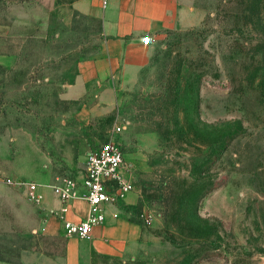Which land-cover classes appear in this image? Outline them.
<instances>
[{"label":"rangeland","instance_id":"374dc122","mask_svg":"<svg viewBox=\"0 0 264 264\" xmlns=\"http://www.w3.org/2000/svg\"><path fill=\"white\" fill-rule=\"evenodd\" d=\"M80 1L0 0V264L60 252L28 185L79 184L109 141L139 194L134 264H264V0H187L200 24L152 39L106 110L80 79L104 53Z\"/></svg>","mask_w":264,"mask_h":264},{"label":"crops","instance_id":"0c3cea01","mask_svg":"<svg viewBox=\"0 0 264 264\" xmlns=\"http://www.w3.org/2000/svg\"><path fill=\"white\" fill-rule=\"evenodd\" d=\"M79 4L86 17L99 22L104 39L103 55L80 65V79L86 85L104 86L98 97L104 106L111 99L115 82L127 80L146 66L150 44L142 42L144 36L152 40L161 32L186 31L200 24L197 9L187 0H105V6L102 0H81ZM82 192L79 188L78 193ZM43 195L37 233L60 244L61 250L36 252L30 264H134L147 259L148 244L135 213L139 194L132 188L118 203L104 205L103 224L91 227L86 239L65 236L62 220L49 214L59 209V200L52 192L48 198ZM88 214L87 202L75 198L63 218L78 223ZM142 217H147L145 212Z\"/></svg>","mask_w":264,"mask_h":264},{"label":"built area","instance_id":"2783aa9c","mask_svg":"<svg viewBox=\"0 0 264 264\" xmlns=\"http://www.w3.org/2000/svg\"><path fill=\"white\" fill-rule=\"evenodd\" d=\"M105 6V0H102ZM149 36H144L142 42L149 44ZM125 127H114L115 134H121ZM126 163L121 146L109 141L95 151L86 155L84 170L80 183L64 180L60 185L53 187L52 193L59 200L60 207L49 214L62 220L66 237L86 239L91 227L100 226L104 222V205L118 203L131 190L129 179L124 174ZM81 187L83 192L78 193ZM30 199L37 205L44 200V195L35 184H29ZM75 198H82L89 206V214L85 220L78 223L66 221L63 217L69 210V204ZM145 219H148L147 217Z\"/></svg>","mask_w":264,"mask_h":264},{"label":"trees","instance_id":"16d2710c","mask_svg":"<svg viewBox=\"0 0 264 264\" xmlns=\"http://www.w3.org/2000/svg\"><path fill=\"white\" fill-rule=\"evenodd\" d=\"M225 147H226V145H225L224 147H222V148L218 151V153H217V155H216V158L219 157V156L222 154V152H223V150H224Z\"/></svg>","mask_w":264,"mask_h":264}]
</instances>
